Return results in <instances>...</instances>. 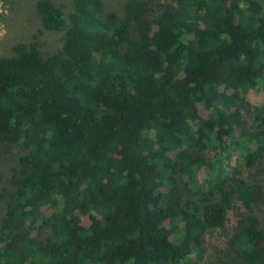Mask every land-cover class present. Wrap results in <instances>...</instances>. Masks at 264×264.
Instances as JSON below:
<instances>
[{"label":"trees","instance_id":"obj_1","mask_svg":"<svg viewBox=\"0 0 264 264\" xmlns=\"http://www.w3.org/2000/svg\"><path fill=\"white\" fill-rule=\"evenodd\" d=\"M35 6L39 32L63 35L0 56V144L25 149L0 264H190L234 202L220 264H264V102L245 115L264 0Z\"/></svg>","mask_w":264,"mask_h":264},{"label":"rangeland","instance_id":"obj_2","mask_svg":"<svg viewBox=\"0 0 264 264\" xmlns=\"http://www.w3.org/2000/svg\"><path fill=\"white\" fill-rule=\"evenodd\" d=\"M36 0H0V56L12 54V47L18 43H28L37 41L45 53H51L59 47L63 33L42 31L39 32L40 19L36 13ZM57 4L61 0H53ZM128 0H102L103 12H115L119 17L124 14V6ZM66 11V9H64ZM249 103L245 110L248 122L254 116V106L264 102V92L252 90L249 92ZM25 152L19 144H0V235L1 219L5 213L7 200L13 190L10 179L12 168L18 164V158ZM241 164V161L239 162ZM256 167L264 168V161ZM257 169V168H256ZM252 171L242 168L243 177L252 180L255 176ZM203 170L199 173L203 175ZM240 209L237 202L233 203L232 210L229 211L227 220L222 227L216 226L209 229L205 235V243L202 256L197 258L193 255L190 264H220L222 263V253L224 244L229 239L236 225V212ZM264 230V219L259 223ZM220 259V260H219Z\"/></svg>","mask_w":264,"mask_h":264}]
</instances>
